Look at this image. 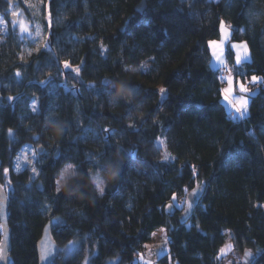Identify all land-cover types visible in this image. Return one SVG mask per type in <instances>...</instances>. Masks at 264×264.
Instances as JSON below:
<instances>
[{"label":"trees","instance_id":"trees-1","mask_svg":"<svg viewBox=\"0 0 264 264\" xmlns=\"http://www.w3.org/2000/svg\"><path fill=\"white\" fill-rule=\"evenodd\" d=\"M141 1L17 5L44 35L51 31V48L11 29L0 42V184L10 197L11 264H39L37 242L51 219L62 248L53 264H139L159 228L169 237L161 264H223L229 231L253 252L249 264H264V84L249 96L247 115L234 118L208 45L223 21L230 43L246 41L251 52L236 65L228 44L233 70L264 77V0H145L139 12ZM9 6L0 0L7 19ZM67 61L79 72H63ZM116 82L130 84L132 96L114 99ZM56 122L60 137L50 131ZM26 144L45 152L16 172ZM117 159L119 179L101 197L88 174ZM66 162L81 174L71 195L55 191ZM195 188L202 194L182 221L186 202L176 198Z\"/></svg>","mask_w":264,"mask_h":264},{"label":"rangeland","instance_id":"rangeland-1","mask_svg":"<svg viewBox=\"0 0 264 264\" xmlns=\"http://www.w3.org/2000/svg\"><path fill=\"white\" fill-rule=\"evenodd\" d=\"M37 2L39 0H36ZM35 0H25L26 4L32 6L33 3L36 2ZM9 19L3 14H0V42H2L5 39L6 33L11 29L12 31H16L19 34L20 38L23 39H45V44L48 48H51L50 43L48 41L49 34L51 31L49 30L48 34L44 35L43 31L41 29V26L35 21L28 18L17 6H9L7 9ZM12 14H16L17 18L13 19L11 18ZM48 14V13H47ZM47 21L49 22V28L51 27V19L49 15L46 17ZM242 42V41H235ZM246 42V41H244ZM233 43V42H232ZM231 43V44H232ZM230 44V47L232 49V46ZM247 44V42H246ZM248 45V44H247ZM249 47V46H248ZM233 50V49H232ZM234 52V51H233ZM246 60V59H245ZM247 62V60L245 61ZM65 64H67V69L65 68ZM60 68L63 72L65 71H73L76 73V69H78V66L76 64H71L70 62H64L60 64ZM252 76L260 77L261 79L257 82H260L264 84V77L260 75H251V76H245V80L243 78V75H239L240 83H244L245 86L248 83L255 84L257 82H252L251 78ZM259 88H255L253 90H249L247 93H245L247 96L253 95L257 92ZM12 98L8 96V99ZM10 100V99H9ZM248 112V111H247ZM246 113H237V116L235 118H241ZM243 114V115H242ZM45 152V151H44ZM37 156H39L37 152V146L36 145H29L26 144L21 151L17 154L15 158V164H14V170L16 172H20L24 169L25 165H31L36 162ZM9 192V190L7 191ZM9 194V193H8ZM188 195V194H187ZM186 196V195H185ZM184 195L178 196L176 198L177 203L181 205L183 201L186 202L184 199ZM182 202V203H181ZM185 211H187V205L185 204ZM54 221L56 219H53ZM168 230L166 228H159L153 235L150 242L145 244L140 252V255L138 257L139 264H161L158 259L162 257L163 255L167 254L169 251L168 246ZM73 245L76 246V243H72L69 246L63 247V250L65 253H69L68 249H74ZM245 250L241 249L235 242L232 233L229 231L228 235L226 237V240L222 244V246L219 249V256L221 258H224L223 264H240L242 261V255ZM137 263V262H135Z\"/></svg>","mask_w":264,"mask_h":264},{"label":"water","instance_id":"water-1","mask_svg":"<svg viewBox=\"0 0 264 264\" xmlns=\"http://www.w3.org/2000/svg\"><path fill=\"white\" fill-rule=\"evenodd\" d=\"M11 6H17L20 0H6ZM146 7V1L142 0L136 7V10L142 12ZM12 18L16 19L17 15L12 14ZM4 100V95L0 92V106ZM38 153L42 154L44 151V146L39 145ZM58 157V152L55 154V158ZM1 165V159H0ZM202 194L201 188H195L191 190L186 198L187 212L182 216V221H186L191 214L195 211L198 199ZM10 197L7 190L3 185L0 184V221L2 227V240L0 244V264H11L10 252L12 249L11 241V229L9 225L10 216ZM171 206H169V210ZM53 220H49L42 231L41 237L37 242V252L39 264H53L54 261L60 256L61 246L58 241L53 236ZM254 257L251 250L246 249L242 255V262L244 264H249Z\"/></svg>","mask_w":264,"mask_h":264},{"label":"clouds","instance_id":"clouds-1","mask_svg":"<svg viewBox=\"0 0 264 264\" xmlns=\"http://www.w3.org/2000/svg\"><path fill=\"white\" fill-rule=\"evenodd\" d=\"M113 98L122 99L130 97L133 94V88L130 84L124 82H116L112 85ZM53 137H60L64 132V125L62 122H56L50 128ZM69 166L71 168L69 169ZM66 169L73 172L69 178ZM77 166L72 162H66L61 166L57 172V180H60V191L67 194H75V189L72 187L73 183L81 178V174L76 170ZM122 170L121 162L117 159L116 162H109L106 166L90 171L88 174V183L91 189L99 196H103L105 189L115 183L120 176Z\"/></svg>","mask_w":264,"mask_h":264},{"label":"crops","instance_id":"crops-1","mask_svg":"<svg viewBox=\"0 0 264 264\" xmlns=\"http://www.w3.org/2000/svg\"><path fill=\"white\" fill-rule=\"evenodd\" d=\"M231 30L227 24H224V29H223V36H222V29H221V35L217 39H212L210 41H216L217 45L215 47H210L209 42V49L211 53V59H210V65L214 69H219V70H228L229 74H227L223 79V90L228 89L231 87L232 91L227 93L228 99L226 100L224 98V92H223V100L224 103L228 109V111L231 113V115L235 118L237 116V113L235 111V107L238 106V102L240 98H244L247 101L246 105V111H242V113H246L248 111V106H249V96H247L245 93H242L239 89V84H240V78L239 75L236 74V72L233 70L232 66L228 62V58L226 55V48L228 44L230 43L231 40ZM244 41L242 42H233V44L239 45L237 48L233 49L234 55L240 54L241 55V63L237 64L235 60L236 65H241L245 63V61H249L251 59V52L246 44V49L243 46ZM245 51H247V55H245ZM246 59V60H245ZM245 80V77H243ZM231 79V84H229V80ZM248 113V112H247ZM243 115V114H242ZM247 114L243 115L239 120H242ZM238 119V118H237Z\"/></svg>","mask_w":264,"mask_h":264},{"label":"snow or ice","instance_id":"snow-or-ice-1","mask_svg":"<svg viewBox=\"0 0 264 264\" xmlns=\"http://www.w3.org/2000/svg\"><path fill=\"white\" fill-rule=\"evenodd\" d=\"M221 29H222V36H223V29H224V23H223V21L221 22ZM209 45H210V47H215L217 45V42L216 41H209ZM238 46L239 45H236V44H233L232 45L233 49L237 48ZM243 46L246 49V42L243 43ZM244 54L247 55V51H245ZM235 60H236V63L237 64H240L241 63V55L240 54H236ZM67 67H68L67 64H65V68L66 69H67ZM76 72L78 73L79 72V69H76ZM260 79L261 78L260 77H257V76H252V78H251L252 82H257ZM105 83H106V85H108L109 84V81H106ZM229 84H231V79L229 80ZM239 89H240V91L242 93H247L248 92V88L245 86L244 83H240L239 84ZM158 91H159V93L163 94L166 90L164 88H160ZM231 91H232L231 87L228 88V89L223 90V92H224V98L226 100L228 99L227 93L228 92H231ZM9 99L11 100V99H14V98H9ZM246 105H247L246 99L240 98L239 99V102H238V106L235 107V111L238 112V113H240L242 111H246ZM32 107H33V111L34 112L35 111H38V105L35 102H33ZM70 168H71V166H69V169ZM5 171H7V170H5ZM33 171L35 172V169H33ZM66 172H67V176L69 178L71 177V175H73V172L70 171V170H68V169H66ZM59 185H60V180H56V189H55V191H56L57 194H59L61 192ZM104 194H105V191H104ZM73 247H75V245H73ZM68 251L71 252L72 249L69 248Z\"/></svg>","mask_w":264,"mask_h":264},{"label":"built area","instance_id":"built-area-1","mask_svg":"<svg viewBox=\"0 0 264 264\" xmlns=\"http://www.w3.org/2000/svg\"><path fill=\"white\" fill-rule=\"evenodd\" d=\"M227 74H229V71L228 70H220V77L223 79ZM246 87L248 88V91L249 90H253V89H257L260 87V82H257L255 84H251V83H248L246 85Z\"/></svg>","mask_w":264,"mask_h":264},{"label":"flooded vegetation","instance_id":"flooded-vegetation-1","mask_svg":"<svg viewBox=\"0 0 264 264\" xmlns=\"http://www.w3.org/2000/svg\"><path fill=\"white\" fill-rule=\"evenodd\" d=\"M58 156H59V154H58ZM58 158V157H57Z\"/></svg>","mask_w":264,"mask_h":264}]
</instances>
